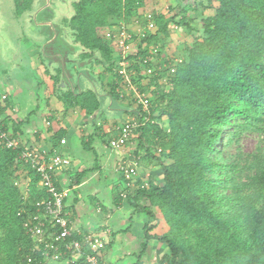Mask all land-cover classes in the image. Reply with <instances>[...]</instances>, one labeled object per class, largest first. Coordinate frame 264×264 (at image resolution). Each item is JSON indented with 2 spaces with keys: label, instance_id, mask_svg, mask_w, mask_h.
<instances>
[{
  "label": "trees",
  "instance_id": "trees-1",
  "mask_svg": "<svg viewBox=\"0 0 264 264\" xmlns=\"http://www.w3.org/2000/svg\"><path fill=\"white\" fill-rule=\"evenodd\" d=\"M213 3L214 12L202 19V34L198 36L189 12L203 11ZM14 4L19 14L29 8L30 0H14ZM145 5L146 0H78L69 20L71 32L88 51L85 54L97 52L101 65L108 66L105 72H110L115 62L111 44L104 39L105 30L118 24L113 21H125ZM174 11L169 19L162 15L153 18L155 35L142 40L137 49V54L146 58L149 51L141 44L149 45L156 35L170 36L172 25L193 40L185 47L174 73L165 77L156 72L147 78L146 86L158 85L162 77L167 83L155 93L156 100L148 110L137 108L150 122L135 131L136 147L144 151L143 160L160 167L162 181L147 180L143 188L127 195V205L148 220L143 227V247L150 240L164 247L159 264H264V141L253 156L248 181L235 183L234 193L226 197L215 178L219 165L213 155V145L220 144L227 125L232 129L229 142L250 126L264 139V0H209L207 6L187 1ZM118 81L115 74L112 84L103 85L109 88L112 101L118 100L114 85ZM139 90L145 89L139 86ZM57 98L66 109L76 108L87 117L100 107L90 89ZM11 106L9 97L1 99L0 115ZM8 123L11 130L6 127ZM21 125L7 118L1 122L0 131L15 141ZM102 128V124L94 127L90 142L94 137L104 140L107 134ZM51 132L49 153L55 152L64 136L63 131ZM32 148L19 143L14 149H5L0 141V264H26L27 256L32 258L31 264L49 262L42 257L44 245L30 239L23 228L24 221L37 214L36 202L46 197L38 189L39 176L20 158ZM85 174L67 173L68 185H78ZM114 201L118 206L119 193ZM160 219L167 234L151 233ZM44 241L53 243L48 235ZM71 241L83 245L82 236L72 232L66 242ZM111 247L107 241L98 264H109L104 254ZM83 249L89 253L84 245ZM59 251L65 252L62 248ZM47 253L49 259L54 256L53 249ZM50 262L87 264L83 256L69 253Z\"/></svg>",
  "mask_w": 264,
  "mask_h": 264
},
{
  "label": "crops",
  "instance_id": "crops-1",
  "mask_svg": "<svg viewBox=\"0 0 264 264\" xmlns=\"http://www.w3.org/2000/svg\"><path fill=\"white\" fill-rule=\"evenodd\" d=\"M17 35V40L23 42L22 37H19L20 34ZM24 38L26 39L25 36ZM26 40L33 45L38 59H36L37 61L29 59L28 62L25 50L17 43L21 50L23 49L21 65L17 69L11 70L10 73L5 69L4 76L0 74V99L9 97L12 101L11 109H7L0 115L1 122L7 118L21 122L20 134L15 140L16 143L23 144L25 148L33 147L48 152L51 131H63L64 136L55 152L68 157L72 161V167L57 175V184L60 188L69 190L68 197L64 201V209L70 215L72 233L77 235L88 232L103 233L106 241L112 243L110 250L104 254L109 264H159L161 256L166 251L156 241H148L146 248L142 245L143 227L148 220L143 215L135 213L127 205V195L134 189L127 186L126 181L117 172L120 153L108 148V143L104 142L108 139L107 135L104 140L94 137L92 142L89 141L95 126L102 124V132L107 134L110 126L113 128L114 124L117 126L125 121L135 108V106L128 107V105L134 104V101L119 100L118 97L122 103L118 104V109L117 106L114 109V102L109 98L108 93L101 89L102 84L98 81L99 77L94 75L89 67V73L97 80V83H94L95 90L98 94L104 95L103 98L106 97L108 103H103L104 110L95 118L84 116L76 108L66 109L57 96L68 91L55 90L59 71L54 69V76L50 75L43 66L38 53L39 46L28 39ZM38 65H41L46 73L43 79L40 78L37 70ZM72 70L77 74L75 67H72ZM13 72H16L15 75ZM55 78L56 82L53 80ZM80 85L82 92L87 89L93 91L92 87L84 80ZM97 85L99 90L96 88ZM114 85L116 92V84L114 83ZM110 100L111 110H107L106 107ZM125 103L129 104L126 106ZM113 111L116 116H113ZM6 127L11 130L10 123L6 124ZM89 144L90 147H88ZM136 146V140L133 139L125 150L130 159L135 158L138 161V177L134 181L138 187L146 184L147 180L151 178L160 183L162 181L160 167L153 162L143 160L144 151L137 149ZM86 148L90 149L86 150ZM85 172V176L78 185L73 188L68 185L67 173L76 175ZM118 193L121 196V201L118 206H114V197Z\"/></svg>",
  "mask_w": 264,
  "mask_h": 264
},
{
  "label": "built area",
  "instance_id": "built-area-1",
  "mask_svg": "<svg viewBox=\"0 0 264 264\" xmlns=\"http://www.w3.org/2000/svg\"><path fill=\"white\" fill-rule=\"evenodd\" d=\"M135 36L130 33L123 23H118L108 28L104 33V39L111 44L112 50L118 56L114 69L115 74L119 77V81L116 83V93L119 99H130L135 104L134 110L130 112L125 121L107 131L109 135L108 148L121 155L117 163V172L126 181L127 186L129 185V187L133 188L138 187L137 183L133 181L138 175L139 165L136 159H130L126 155L125 150L134 139L135 131L147 122H150L148 117L142 118L137 112L138 107H141L142 110H148L150 100L145 94L139 93L133 84V78L136 77L137 72H130L129 70L128 73L126 69L149 62L150 66L142 70L139 75L142 78L149 79L157 72L152 67V64H150L152 63L151 57L142 58L138 54H135L134 45L137 41L136 38H139V36ZM151 53L157 52L153 50ZM129 56L133 58L128 60ZM171 73H174V69L171 70ZM163 81L165 80L163 79ZM0 141L5 149H14L17 146L16 141L9 140L8 135L1 131ZM157 153L160 154L161 151L158 150ZM20 158L39 176L38 189L43 190L46 194L45 198L40 199L35 204L37 214L28 217L23 223L26 235L30 239L40 241L44 245V252L42 254L44 261L55 262L62 254L69 253L75 257L83 256L87 264H98L101 250L107 242L106 238L101 235V232H88L80 235L83 239V245L87 247L88 254L82 252L84 250L83 245L79 242H66L71 237L70 215L64 209V201L68 197L69 190L57 188V175L71 169L72 161L60 153H49L38 148L24 151ZM144 185L145 183L139 187L143 188ZM71 187L73 188V186ZM46 235H48L53 243L44 241ZM60 248L64 249L65 252H60ZM49 249H53L54 252V256L51 259H49L47 253ZM34 250L37 251L38 247L36 246ZM32 261V258L27 256L26 264H31Z\"/></svg>",
  "mask_w": 264,
  "mask_h": 264
},
{
  "label": "rangeland",
  "instance_id": "rangeland-1",
  "mask_svg": "<svg viewBox=\"0 0 264 264\" xmlns=\"http://www.w3.org/2000/svg\"><path fill=\"white\" fill-rule=\"evenodd\" d=\"M187 1H194L195 3H202L204 6L208 5L209 0H146V5L144 8L138 10L132 17L127 18L125 21H113V23H123L126 27L128 26L129 31L132 35L139 36V38H136L137 41L134 45V51L135 54H137L138 43L147 37H153L156 33V28L154 26L153 18L159 15L165 16L166 19H169L170 17L174 16L175 8L178 7L182 3H186ZM0 4L5 5L6 11L10 12V15H12V11L14 10V1L13 0H0ZM210 7V8H209ZM216 7V4H211L208 6V9H205L203 11L198 10V12H192V10L189 12V19H192V28L195 29L196 34L198 36H201V21L202 19H205L208 16H211L213 14V10ZM13 19V18H12ZM14 20V19H13ZM179 20V18L176 19V21ZM172 33L168 37H164L162 35H156L155 39L150 41L151 43L149 45L141 44L142 47L145 46L147 51H149L148 56L146 58L151 57L152 58V67L155 69V71L158 72V76L161 74H165V77L167 75H171V70L175 68V66L178 64V62L184 57L185 54V47L192 44L193 40L192 37L187 36L184 34V32L179 29L175 28L174 25H172ZM135 36V37H136ZM141 36V37H140ZM18 37V35H17ZM21 37V35H19ZM16 43L20 44L22 48L25 50L26 58L28 59V62L31 60L37 61L38 59L36 50L33 48V46L29 43L24 44L21 41H18L15 37ZM20 42V43H19ZM22 49V50H23ZM153 50H155L157 53H151ZM112 58L115 62V66L110 69V72H105V69L108 68V66H99L92 67L91 71L94 75L98 76V81L101 83V89L108 93V87L103 85H110V83L113 81L115 72L114 69L117 64V53L112 50ZM139 56V55H138ZM141 57V56H140ZM30 59V60H29ZM148 63H141L135 67L128 69L130 72L136 71L137 75L133 79V84L136 86V90L139 93L145 94L148 96V99L150 100V103L155 101V93H158V89L163 87L162 85H165L167 82L163 81V77L159 78V81L157 82L158 85L156 86H146L148 83H146L147 79L142 78L139 74L147 68ZM128 69H126L128 71ZM37 70L39 72L40 78L43 79L46 75L43 67L41 65L37 66ZM5 67L0 61V74L4 76ZM16 72H13V75H15ZM47 78V77H46ZM158 78V77H156ZM101 79V80H100ZM144 79V81H143ZM165 80V79H164ZM143 87L144 92H141L139 90V86ZM149 87V88H148ZM96 88L99 90V86L97 85ZM100 94V93H99ZM103 103H108L107 98H103ZM120 100V99H119ZM119 100L113 101V108L117 109L119 107L118 104H121L122 102ZM126 106L129 103H125ZM133 107L135 104H129L128 107ZM126 107V108H128ZM131 109V108H129ZM142 109V108H141ZM115 115V111H113ZM106 116V113L104 114ZM115 118V117H114ZM109 120V118H108ZM229 123H231V119H228ZM118 125V124H117ZM116 126V124L113 125V128ZM112 129L111 126L109 128ZM232 131L231 127L229 125L226 126V128L222 129V138L220 141V144H214L213 145V155L216 158V161L219 165L218 170L216 172V180L220 182L219 186L220 188L224 189L222 192L225 194V197L231 193H234L232 191V186L235 183H245L248 181L249 177L251 176L252 170L249 168L250 164L252 163L254 154L258 151V149L263 145V136L262 133L257 131L254 127H251L246 129L243 135H241L237 140H234L232 142H229L228 140V132ZM108 138V134H107ZM133 141V140H132ZM138 177V175H137ZM136 177V178H137ZM135 182V181H133ZM136 188V187H135ZM133 188V189H135ZM154 231L157 234L164 235L167 234V227L163 219H160L157 223V228ZM104 238V234H101ZM46 264H55L52 262H47Z\"/></svg>",
  "mask_w": 264,
  "mask_h": 264
},
{
  "label": "water",
  "instance_id": "water-1",
  "mask_svg": "<svg viewBox=\"0 0 264 264\" xmlns=\"http://www.w3.org/2000/svg\"><path fill=\"white\" fill-rule=\"evenodd\" d=\"M78 0H33L31 10L22 16V30L26 39L39 46L43 66L54 76V69L59 71L55 90L80 94L81 81H86L93 89L99 101V109L92 117H97L105 108L94 83L97 80L89 73L92 59L79 61L77 58L88 51L79 43H73L71 30L60 24L63 18L68 21L74 14L73 4ZM18 25L12 19L5 5L0 4V61L8 73L21 65L22 50L15 41ZM75 67L77 74L72 70ZM110 98V97H109ZM111 110V100L106 107Z\"/></svg>",
  "mask_w": 264,
  "mask_h": 264
},
{
  "label": "flooded vegetation",
  "instance_id": "flooded-vegetation-1",
  "mask_svg": "<svg viewBox=\"0 0 264 264\" xmlns=\"http://www.w3.org/2000/svg\"><path fill=\"white\" fill-rule=\"evenodd\" d=\"M32 2H33V0H30L29 8L26 9V10H24V11H22V12L19 13V14L16 13V11H15V10H16V9H15V4L13 5V6H14V7H13L14 10L12 11V17H13L14 21L17 23L18 27H20V28H18V30H17V32H18L17 34L22 35L21 37H22V41L24 42V44H27V43L30 44V42L27 41V40L24 38V36H23V32H22V29H21V27H22V25H23L22 16H23V14H24L25 12H28V11L31 10ZM60 24L63 25V26H65V27H68L70 30H72V29H71V26H70V22H69L66 18H63V19L60 21ZM72 31H73V30H72ZM71 37H72V42H73V43H77V41H75V32H71ZM32 46H33V45H32ZM77 59H78L79 61H86V60L92 59V62H91V64H90V68H92L93 66L96 67L97 65L102 66L101 63H100L99 55H98L97 52H95V51H92L91 54H81V55L78 56ZM90 71H91V69H90Z\"/></svg>",
  "mask_w": 264,
  "mask_h": 264
}]
</instances>
